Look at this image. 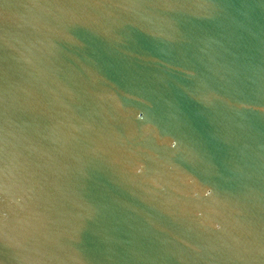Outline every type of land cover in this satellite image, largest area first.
Returning a JSON list of instances; mask_svg holds the SVG:
<instances>
[{
	"label": "water",
	"instance_id": "water-1",
	"mask_svg": "<svg viewBox=\"0 0 264 264\" xmlns=\"http://www.w3.org/2000/svg\"><path fill=\"white\" fill-rule=\"evenodd\" d=\"M0 264H264V0H0Z\"/></svg>",
	"mask_w": 264,
	"mask_h": 264
}]
</instances>
